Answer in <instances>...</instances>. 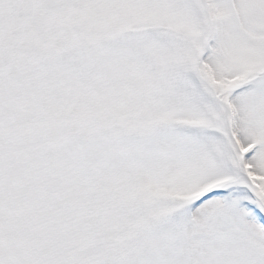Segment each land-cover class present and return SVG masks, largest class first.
<instances>
[{
	"label": "snow or ice",
	"instance_id": "snow-or-ice-1",
	"mask_svg": "<svg viewBox=\"0 0 264 264\" xmlns=\"http://www.w3.org/2000/svg\"><path fill=\"white\" fill-rule=\"evenodd\" d=\"M0 264H264V0H0Z\"/></svg>",
	"mask_w": 264,
	"mask_h": 264
}]
</instances>
